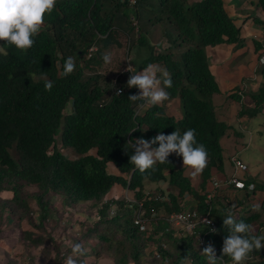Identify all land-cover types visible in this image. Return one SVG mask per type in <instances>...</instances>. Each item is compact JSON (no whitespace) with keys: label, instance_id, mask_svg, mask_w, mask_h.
Segmentation results:
<instances>
[{"label":"trees","instance_id":"1","mask_svg":"<svg viewBox=\"0 0 264 264\" xmlns=\"http://www.w3.org/2000/svg\"><path fill=\"white\" fill-rule=\"evenodd\" d=\"M258 5L264 10V0H258ZM165 19L174 33L167 29L161 41L150 43L146 27ZM122 34L129 35V55L134 46L148 47L140 70L155 64L169 73L173 85L165 89L169 99L162 104L141 107L144 101H129V96L139 94L138 88L126 86L130 73L123 69L110 75L100 70L107 49L123 47ZM32 39L33 46L26 50L0 41V194L12 193L11 198L0 197V225L4 218H16L21 225L26 222L30 227L22 228V241L35 248L53 244L56 264H65L72 247L63 251L48 231L49 225L58 226L59 207L54 202L66 213L81 205L95 211L86 231L72 239L86 249L84 256L74 257L78 264L93 257L91 240L96 242L93 264L104 256L114 264H184L185 258H189L187 264H208L201 253L209 243L216 249L218 264H231L221 253L229 234L223 218L229 210L237 221L253 226V235L264 234V200L259 204L249 200L252 194L264 192L257 176L248 172L241 177L245 189L250 184L255 188L245 191L237 203L233 195L223 199L209 190L214 171L224 170L222 139L235 128L217 116L214 97L220 87L206 48L223 43L244 46L241 28L228 15L224 0H157L156 4L154 0H56ZM93 46L97 51L85 60ZM159 46L162 49L156 53ZM255 48L258 51L264 45L256 41ZM68 57L74 59L75 70L62 75ZM261 71L264 75V65ZM48 82L50 90L45 88ZM119 90L122 95H117ZM233 98L242 99L241 95ZM174 99H180L182 118L167 113L166 104ZM251 99L253 106H243L240 116L261 113L264 81ZM188 129L195 130L197 145L207 151V165L197 187L175 153L168 163H156L143 174L130 164L135 154L130 142L151 141L161 132L169 135L177 130L182 135ZM59 144L72 148L78 157L66 156ZM109 163L118 174L108 172ZM146 181L167 183L168 191L147 192ZM33 185L38 191L27 192ZM117 185L132 191L134 201L107 198ZM186 195L196 200L189 208L183 203ZM135 201L143 204L148 217L152 210L155 218L161 210L165 213L141 231L135 224L139 207ZM185 209L208 215L216 224L214 231L199 225L195 233L176 232L169 216ZM197 232L204 237V246ZM244 264H264V249L250 253Z\"/></svg>","mask_w":264,"mask_h":264},{"label":"clouds","instance_id":"2","mask_svg":"<svg viewBox=\"0 0 264 264\" xmlns=\"http://www.w3.org/2000/svg\"><path fill=\"white\" fill-rule=\"evenodd\" d=\"M131 1L133 2V0ZM55 4L56 0H0V41H5L7 45H14L20 50L31 48L34 44L32 37L40 31L44 24L45 14L50 13ZM157 49L160 50L158 47ZM102 59L105 64L112 62V57L108 53L104 54ZM260 62L263 66L264 51ZM74 70V59L68 57L62 66L61 74H71ZM126 71L130 73L126 86L130 89H139V94L128 97L129 101H144L141 107H146L149 104L159 105L169 99V94L165 89L171 88L173 81L166 70H162L158 65L148 64L141 72V70L137 71L136 67H132V63L129 62ZM45 88L50 90L52 84L46 83ZM117 95H122V92L118 91ZM263 110L264 106L261 111V114L264 115ZM195 137V130L188 129L182 135L176 130L169 135L161 132L151 141L143 138L134 140L129 145L135 149V154L130 157V164L143 174L156 163H168V157L175 153L182 157L184 168L190 169L191 174L195 176L201 173L207 165L206 148L202 144L197 145ZM157 144L159 147H153ZM235 156L238 157V155ZM233 157H231V161ZM237 176L243 180L238 174ZM249 186L248 189H238L235 186L231 188L251 193L255 186L253 185V189H250ZM223 225L228 229L229 234L223 240L221 253L222 257H229L232 264H244L250 253L264 249V234L253 235V226L243 221H237L231 210L223 218ZM85 254L86 249L83 244L75 243L65 264H78L74 257ZM201 254L207 257L208 264H218L216 249L211 243L203 249ZM188 259H183L184 264H187Z\"/></svg>","mask_w":264,"mask_h":264},{"label":"rangeland","instance_id":"3","mask_svg":"<svg viewBox=\"0 0 264 264\" xmlns=\"http://www.w3.org/2000/svg\"><path fill=\"white\" fill-rule=\"evenodd\" d=\"M188 1L193 2V0ZM154 2L156 4L157 0H154ZM149 25L150 26L146 27L148 31L146 36L149 38V42L152 44H155V42L157 44V41H161L164 37V32H166L167 29L172 33H174L175 31L173 29V26L168 22L167 19L160 23L152 22V24L149 23ZM119 37L120 39H122L123 47L119 48L117 46H114L110 49H107L106 53L111 55L112 62L110 64L103 65L100 70L110 75L113 73H117L119 70L121 71L124 69L125 71L129 66V62H131V60L133 59V66L136 67L137 71H140L139 66L141 65L143 59L146 58L147 54L149 53L147 51L148 47L145 46L140 48L138 46H134L130 53V56L128 50V43L130 39L129 35L122 34ZM158 48L161 50L162 46ZM185 48L186 45H183L182 49L184 50ZM160 50L156 49V53H158ZM242 123L246 125L248 130H252V135L250 133H246L243 139H238L237 143L232 142V145L235 144L234 147L239 153L238 155L241 157V159L244 160V162L247 164L249 172L254 173L255 176H257L258 179L264 183V115L260 113L253 117H249ZM235 127L237 130H240L237 122L235 123ZM225 141L226 140H224V142ZM59 148H61V151L66 156H68L69 158H74L73 156L75 154L72 148H63L61 147V144H59ZM13 153L15 154L16 152L13 151ZM111 167H114L113 163H109L107 165L108 172L110 173H112ZM233 170L234 169L233 167H231V165H227V174L233 173ZM238 175L241 176L244 175V173H238ZM190 176L194 182H197L196 176H193L191 174ZM145 185L146 191L150 193H156L160 195L161 190L165 192L168 191V185L164 182H160V184H158L156 182L146 181ZM26 191L29 193H36L38 191V187L34 185L28 186ZM108 196H110L111 198H126L128 200H134V193L132 191H128L124 187L118 185L110 191ZM0 197H2V199L11 198L12 193L3 192L0 194ZM231 199H233L232 201L236 203V201L240 198H238L237 195H233L231 196ZM249 200L258 201L257 204H259L264 200V192H259L257 196L252 194ZM30 202L34 204V201ZM54 203L59 207L58 217H56L58 226H56L54 229L53 226L49 225L48 231H52V238L54 237V239L57 240L58 245L62 247L61 249H63V251H67V249L72 247L74 243L72 239H77L81 232L84 233L86 231V226L88 225L87 220H90V218L92 217L91 215L94 214L95 211L90 205H81L75 210L66 213L64 212V208L62 205L56 202ZM29 227L30 225H28L26 222H23L22 225L20 223H17L16 218L3 219V222H1L0 225V264H56L57 252L54 249L55 246L53 244L35 248L29 246L27 242L22 241L21 230L22 228L28 229ZM174 229L180 230V228ZM89 243V249L90 251H92L93 257L89 258L87 260L88 263L85 264H93L95 260L94 251L92 249L93 246L96 245V242L91 240ZM98 264L114 263L110 257L104 256L99 260Z\"/></svg>","mask_w":264,"mask_h":264},{"label":"crops","instance_id":"4","mask_svg":"<svg viewBox=\"0 0 264 264\" xmlns=\"http://www.w3.org/2000/svg\"><path fill=\"white\" fill-rule=\"evenodd\" d=\"M224 2L228 15L233 19L234 23L241 28L244 46H238L236 43H223L213 47L208 46L206 48L209 67L220 87V93L214 97V103L217 107V116L220 120L225 121L235 128L228 136L222 139L221 144L225 157L224 170L222 172L214 171V177L209 183V190L211 192H218V195L223 199L227 194L237 195L238 198L241 199L244 197V191H237L234 188L223 185L215 189L213 180L217 179L224 183L233 176L234 170L233 173H231L232 175L227 174V165H231L234 169L231 157L239 153L234 147L235 144L232 145V142L237 143V140L240 138L243 139L246 133L251 134L252 132V130H248L246 125L242 123L244 120H247L249 116L242 117L239 114L243 106H253L254 103L252 102L251 95L259 90L264 81V75L261 71L262 64L260 62L264 50L261 49L257 51L255 48L256 41L264 45V10L259 7L258 0H224ZM234 95H241V102L234 99ZM166 110L169 115L176 118H181L183 116L180 99L169 101L166 104ZM236 122L240 130L236 129ZM238 132L240 134H238ZM224 140L226 141L224 142ZM74 154L73 157L77 158V154ZM238 157L241 158L239 155ZM180 166L184 168L183 161L180 162ZM111 168L112 173H119L114 167ZM185 169L186 175L190 177L192 184L197 187L200 181V173L195 175L197 177V182H194L190 176L191 170ZM249 174L255 176L254 173L249 172ZM242 176L243 175L240 177ZM107 198L110 199L111 197L107 195ZM183 203L186 208H189L196 203V200L194 196L186 195ZM164 213V211L161 212V215H164ZM174 230L176 232L180 231L178 229Z\"/></svg>","mask_w":264,"mask_h":264},{"label":"built area","instance_id":"5","mask_svg":"<svg viewBox=\"0 0 264 264\" xmlns=\"http://www.w3.org/2000/svg\"><path fill=\"white\" fill-rule=\"evenodd\" d=\"M133 2H135V0H133ZM96 50H97V48L95 46L91 47L89 49L88 53L84 56V59H89ZM119 92H120V90H119ZM263 112H264V110H263ZM232 163L234 166L233 176L230 179H227L224 183H222L221 181H218L217 179L213 180V186L215 188H220L222 185L226 186V187L235 186L238 189H244L245 188L244 181L239 179L237 174L238 173H248L249 168H248L247 164L242 159H240L236 156H234L232 158ZM249 188L253 189L254 186L250 185ZM211 196L212 195L209 194V195H207V198L210 199ZM135 203L139 204L138 205L139 207L136 211L135 224L140 227L141 231L147 230V228L149 227L151 222L154 219H158L159 216H161V212L164 211V210H161L160 212H158V218H155L156 217L155 216L156 211L152 210L151 216L148 217L146 215V212L143 210V204L140 202H136V201H135ZM207 203L209 204V201H207ZM169 221L171 222L173 228L184 229L190 233H192V232L195 233V231L197 230V227L199 225L209 227L211 230H214L216 228L215 222L208 215L200 216L198 214V211H196V210H193L190 212V211L185 209V210H182L180 212L172 213L169 216ZM262 229H264V227ZM196 236L200 241L199 244L204 246L205 241H204V237L202 236V234L200 232H197Z\"/></svg>","mask_w":264,"mask_h":264}]
</instances>
